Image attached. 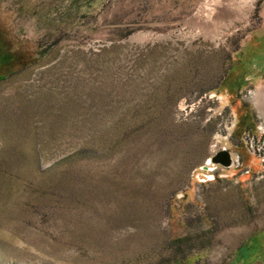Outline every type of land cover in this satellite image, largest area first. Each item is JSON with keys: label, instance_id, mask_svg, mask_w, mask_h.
I'll use <instances>...</instances> for the list:
<instances>
[{"label": "rangeland", "instance_id": "1", "mask_svg": "<svg viewBox=\"0 0 264 264\" xmlns=\"http://www.w3.org/2000/svg\"><path fill=\"white\" fill-rule=\"evenodd\" d=\"M0 264H264V0H0Z\"/></svg>", "mask_w": 264, "mask_h": 264}, {"label": "water", "instance_id": "2", "mask_svg": "<svg viewBox=\"0 0 264 264\" xmlns=\"http://www.w3.org/2000/svg\"><path fill=\"white\" fill-rule=\"evenodd\" d=\"M209 162L217 166L222 165L224 168H231L233 166V155L227 149H223L212 156Z\"/></svg>", "mask_w": 264, "mask_h": 264}]
</instances>
